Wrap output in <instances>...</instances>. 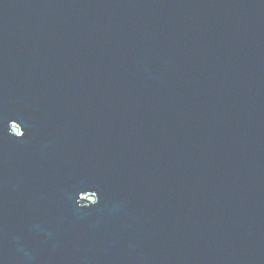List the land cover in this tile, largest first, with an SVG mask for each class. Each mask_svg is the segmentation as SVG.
<instances>
[{"label":"water","instance_id":"obj_1","mask_svg":"<svg viewBox=\"0 0 264 264\" xmlns=\"http://www.w3.org/2000/svg\"><path fill=\"white\" fill-rule=\"evenodd\" d=\"M0 264H264V0H0Z\"/></svg>","mask_w":264,"mask_h":264}]
</instances>
